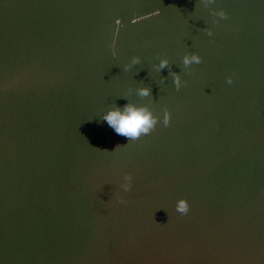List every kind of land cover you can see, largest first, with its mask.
I'll list each match as a JSON object with an SVG mask.
<instances>
[{
    "label": "water",
    "instance_id": "obj_1",
    "mask_svg": "<svg viewBox=\"0 0 264 264\" xmlns=\"http://www.w3.org/2000/svg\"><path fill=\"white\" fill-rule=\"evenodd\" d=\"M0 264H264V0H0Z\"/></svg>",
    "mask_w": 264,
    "mask_h": 264
},
{
    "label": "clouds",
    "instance_id": "obj_2",
    "mask_svg": "<svg viewBox=\"0 0 264 264\" xmlns=\"http://www.w3.org/2000/svg\"><path fill=\"white\" fill-rule=\"evenodd\" d=\"M214 0H206V4H212ZM216 16L220 18L227 19L226 12L221 9L218 12L214 13ZM209 36L212 35V31L209 29ZM113 56H116V52L113 51ZM140 63L139 56H133L131 58V64L125 66V70L131 67L132 65H137ZM183 66L188 68L192 64H200L202 63V58L200 55L196 53L185 54L182 59ZM169 68V60L161 59L159 63V69ZM173 83L177 91L182 87L181 76L178 73H172ZM232 78L228 77L227 83L231 84ZM137 94L140 97H149L152 96V90L150 87H140L137 89ZM103 121H106L108 126L112 128L117 135L124 136L128 139V141H134L139 139L141 136L149 135L157 126L158 123H162L164 127L169 126L171 120V113L165 109L163 112V119L160 120V117L154 115L151 109L147 105L137 106L131 102L126 103L122 108L119 106L109 108L101 117ZM128 142V143H129ZM121 145H117L120 147ZM115 148V149H116ZM98 149V148H97ZM108 151V150H102ZM132 175L125 174L123 176V182H121L120 187L124 192L130 191L132 187ZM117 202L120 204H126L127 200L122 197H117ZM190 210L189 203L186 199H179L176 203V211L181 215H186ZM153 220L156 223L154 216ZM158 224V223H157Z\"/></svg>",
    "mask_w": 264,
    "mask_h": 264
}]
</instances>
